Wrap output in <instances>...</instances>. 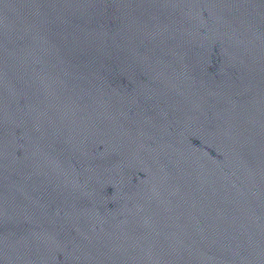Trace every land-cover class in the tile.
Listing matches in <instances>:
<instances>
[{
    "label": "water",
    "instance_id": "1",
    "mask_svg": "<svg viewBox=\"0 0 264 264\" xmlns=\"http://www.w3.org/2000/svg\"><path fill=\"white\" fill-rule=\"evenodd\" d=\"M0 264H264V0H0Z\"/></svg>",
    "mask_w": 264,
    "mask_h": 264
}]
</instances>
